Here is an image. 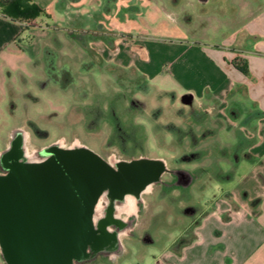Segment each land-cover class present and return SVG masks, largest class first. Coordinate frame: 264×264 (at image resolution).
I'll list each match as a JSON object with an SVG mask.
<instances>
[{
  "label": "rangeland",
  "instance_id": "obj_1",
  "mask_svg": "<svg viewBox=\"0 0 264 264\" xmlns=\"http://www.w3.org/2000/svg\"><path fill=\"white\" fill-rule=\"evenodd\" d=\"M111 1L113 12L102 15L104 23L111 20L114 23V4L120 7L122 13L128 12L126 16L133 30L151 35L150 47L157 55L164 49L167 55L174 54L175 47L182 41L220 43L244 21L246 10L243 5L264 4V0H246L247 3L245 0H211L208 4H200L197 0ZM108 3L109 0L89 1L84 6L87 11L83 9L78 13L79 17L73 12L70 15H52L55 26L60 27L62 32L69 30L71 37L69 39L65 34L56 33L51 40L53 43L49 42L52 46L48 48L52 50L51 57L45 52V63L51 58H54L56 66L70 62L74 81L66 88L55 85L40 90L33 80L25 84V79L17 73L9 69L0 70V93L4 90L0 95V151L7 145L10 131L23 128L29 134V146L43 145L59 136H63L68 144L76 136L88 148L107 158L111 151L119 150L114 143H108L111 146L106 143L111 127L105 116L108 106L114 104L121 119L131 121L138 135L134 143H126L128 153L162 157L169 167L201 168L203 175L189 187L186 196L182 197L178 190H172L166 197H160L158 188L152 193H143L144 211L138 212L135 235L121 238L123 253L113 261L99 257L91 263L148 264L162 246L170 243L178 246L193 237L202 211L200 202L203 191L207 189L206 193L210 195L217 190L236 186L246 163L243 159L238 161L233 158L234 154L238 155L237 146L232 145L236 139L235 132L219 130L218 139L214 142L212 137L207 136L213 131L207 128L203 120L206 114L197 109L196 102H183L175 85L166 88L164 81L148 82L128 69H116L100 62L88 48L87 53L83 52L79 41L89 39L91 35L88 32L80 33V28L96 27L98 19L95 17L100 12L98 8ZM236 12L237 16L233 17ZM84 59L88 60L87 64L81 63ZM90 59L95 62L90 63ZM20 83L21 93L11 89L12 84L18 88ZM27 90L38 98L37 102L24 97L23 93ZM22 98L24 101H21ZM131 100L138 105L135 108L131 106L132 109L126 113L121 108H125ZM95 104L102 105L104 118L98 120V128L94 127V120L88 121L85 127L83 116L87 115V120H90L89 116L94 115L91 107ZM27 120L46 130L48 139L34 134ZM197 148L200 151L196 160L186 162L177 159ZM163 178L171 177L165 174ZM188 205L194 207V212L183 209ZM145 232H149L153 244L143 242L141 237ZM0 260L3 262L1 255Z\"/></svg>",
  "mask_w": 264,
  "mask_h": 264
},
{
  "label": "crops",
  "instance_id": "obj_2",
  "mask_svg": "<svg viewBox=\"0 0 264 264\" xmlns=\"http://www.w3.org/2000/svg\"><path fill=\"white\" fill-rule=\"evenodd\" d=\"M33 1L44 14L26 28L0 13V70L9 69L25 84L33 80L45 90L49 86L38 84L45 77V49L52 47L49 42L56 33L71 37L69 30L62 32L55 26L52 15L73 12L79 17L89 1L103 0ZM197 1L208 4L211 0ZM243 6L244 21L220 43L182 41L169 55L165 49L158 55L152 52L151 35L133 30L128 12L122 13L115 4L114 23L105 24L102 15L113 12L111 0L98 8L96 27L80 28V33L91 35L79 41L84 53L88 48L104 64L128 69L151 83L164 81L166 88L175 85L180 96L189 95L190 104L196 102L206 114L203 120L213 131L207 136L214 142L219 130L234 131L232 145L237 146L238 155L233 158L246 163L236 186L212 195L203 191L193 237L178 246H162L148 264H264V4ZM234 58L246 62L247 73L232 63ZM21 84L18 88L12 84L11 89L21 93ZM23 95L38 101L28 90Z\"/></svg>",
  "mask_w": 264,
  "mask_h": 264
},
{
  "label": "water",
  "instance_id": "obj_3",
  "mask_svg": "<svg viewBox=\"0 0 264 264\" xmlns=\"http://www.w3.org/2000/svg\"><path fill=\"white\" fill-rule=\"evenodd\" d=\"M14 128L0 151V255L4 264H81L114 248L131 227L122 213L165 169L161 159L106 160L87 146L34 150Z\"/></svg>",
  "mask_w": 264,
  "mask_h": 264
},
{
  "label": "flooded vegetation",
  "instance_id": "obj_4",
  "mask_svg": "<svg viewBox=\"0 0 264 264\" xmlns=\"http://www.w3.org/2000/svg\"><path fill=\"white\" fill-rule=\"evenodd\" d=\"M51 51L52 50L48 48L45 49V52L49 53V54L47 53L48 57L49 56L51 57V53H52ZM89 62L94 63L95 60L90 59ZM81 63L87 64V61L84 59L82 60ZM71 67L72 66L70 62L65 61L61 65L56 66L54 62V58L48 59V61L45 63V77L38 81L39 86L46 87V86L56 85V86H59L60 88H66L70 83L74 81V76H73V72L71 71ZM181 100L185 103H190V96L183 95L181 96ZM110 105L108 106L109 107L108 113L105 112L106 113L105 118L109 121V124H110L109 126L111 127L110 132L106 138V141H107L106 143H107V146H111V145H108V143H114V145L118 146L119 150L111 151L107 155V158H104L103 156L101 157L106 160L114 159V161L132 160V159H138V158H153V159H161L165 162V160L162 157H150V156L144 155L143 153H139L137 155H135L134 153H128V150L126 149V143L128 142L134 143L138 139L137 138L138 135L135 133V130H134V124L131 121L128 122V120H125L126 122H124L121 119L118 112L115 110L114 104L111 106ZM136 105L138 104H136L133 100H131L125 108L122 107L121 109L122 110L124 109L125 112L128 113V111L132 109V107L135 108ZM91 111L94 112V115L92 116V114L91 115L89 114L90 115L89 117H91L89 118L90 120H87L86 118L87 115L84 114L83 120H84L85 125L83 124V126L87 127L88 126L87 122L88 121L91 122L94 120V127L98 128L100 126V123L98 120H101L102 118H104V115L102 114V112H104L102 110V105L95 104L94 106L91 107ZM27 125L29 126L31 131L34 134H36L38 137H41L43 139H48V132L44 129L39 128L36 125V123H34L32 120H27ZM21 129L26 133L25 145L28 150H34L40 147L50 145L52 143H61L62 145H65V146H69L74 143H79V144L87 146L85 143L80 142L76 136L73 137L70 143L68 144L65 143V139L63 138V136H59L55 138L54 140L49 141L43 145L29 146L28 145L29 134L23 128ZM88 129H91V128H88ZM120 143H122V145L119 146ZM198 157H199V152L190 151L188 153H183L177 159H179L180 161L189 162V161L196 160ZM165 166L166 167L163 173L161 174L159 180L154 182L146 193H152L155 188H158L159 196L166 197L170 191L178 190L180 192V195L183 197V196H186L189 187H191L192 184H194V182L199 180L201 176L203 175V171L201 168H194L191 170V169L180 167V166L169 167L167 166L166 162H165ZM165 174L170 175L171 178L170 179L163 178V175ZM183 209L185 211L189 210L191 212H194V207L192 205L185 206ZM139 211L140 212L144 211L142 202L138 203V208L136 210H130L128 212H124L121 214V216L123 215L125 216L124 218L125 220H128L130 222L131 227L129 228L127 232H122L119 235L114 236V248L108 246L105 252L99 255L98 257H96L94 260H96L99 257L107 258L108 260H112V259L115 260L117 257H119L123 253V248L121 245V238L124 236L133 237L135 235L134 228L137 223L136 218L138 217ZM141 239L143 240V242H147L148 244L154 243V240L150 236L149 232H145L143 236L141 237ZM94 260H91L90 262H87V263L84 262L81 264H91L92 261Z\"/></svg>",
  "mask_w": 264,
  "mask_h": 264
},
{
  "label": "trees",
  "instance_id": "obj_5",
  "mask_svg": "<svg viewBox=\"0 0 264 264\" xmlns=\"http://www.w3.org/2000/svg\"><path fill=\"white\" fill-rule=\"evenodd\" d=\"M0 13L20 22L23 28H26L43 13V9L33 0H0ZM232 63L247 73L245 61L234 58Z\"/></svg>",
  "mask_w": 264,
  "mask_h": 264
}]
</instances>
